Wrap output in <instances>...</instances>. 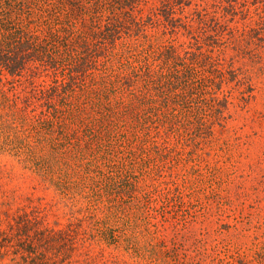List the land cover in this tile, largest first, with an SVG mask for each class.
Instances as JSON below:
<instances>
[{
	"label": "trees",
	"instance_id": "1",
	"mask_svg": "<svg viewBox=\"0 0 264 264\" xmlns=\"http://www.w3.org/2000/svg\"><path fill=\"white\" fill-rule=\"evenodd\" d=\"M256 87L264 0H0V151L44 177L85 166L124 210L156 185L183 202L193 151ZM262 238L236 264H264Z\"/></svg>",
	"mask_w": 264,
	"mask_h": 264
},
{
	"label": "rangeland",
	"instance_id": "2",
	"mask_svg": "<svg viewBox=\"0 0 264 264\" xmlns=\"http://www.w3.org/2000/svg\"><path fill=\"white\" fill-rule=\"evenodd\" d=\"M256 91L247 103L235 92L227 120L193 151L200 167L180 189L183 202L172 183L168 194L170 185H156L124 210L126 197L108 195L85 166L44 177L0 151V264H220V257L236 264L230 254L251 257L264 236V94Z\"/></svg>",
	"mask_w": 264,
	"mask_h": 264
}]
</instances>
